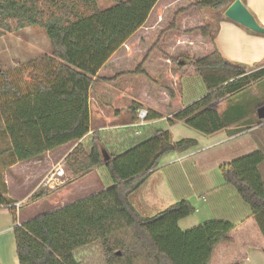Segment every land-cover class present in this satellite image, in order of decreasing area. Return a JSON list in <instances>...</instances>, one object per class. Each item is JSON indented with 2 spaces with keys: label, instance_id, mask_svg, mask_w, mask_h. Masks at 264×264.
<instances>
[{
  "label": "trees",
  "instance_id": "1",
  "mask_svg": "<svg viewBox=\"0 0 264 264\" xmlns=\"http://www.w3.org/2000/svg\"><path fill=\"white\" fill-rule=\"evenodd\" d=\"M157 1L118 0L109 9L99 10L95 0H0L2 29L9 31V22L15 23V31L39 28L51 49L50 56L0 72L1 129L9 139L7 153L17 162H27L84 139L89 132V92L96 83L115 85L124 76L146 77L150 57L166 55L160 39L175 28L180 14L194 9L221 12L234 0H192L175 9L155 43L150 46L149 39H143L149 47L134 70L120 61L112 77H100V69L145 24ZM195 30L206 39L211 26ZM188 65L198 73L206 93L168 121L206 136L239 121L236 108L225 121L221 104L264 80V68L247 73L229 64L215 48ZM148 98L142 91L139 99ZM138 109L135 104L133 114ZM156 118L151 113L147 120ZM256 122L264 130V119ZM197 145L193 139L172 142L171 133L165 130L119 154H108L99 133H92L88 144L78 143L65 158V165L73 177L103 167L111 185L15 226L18 264H210L216 247L228 241L234 224L212 220L182 231L179 221L194 212L188 201L170 205L152 217H141L128 199L164 157ZM263 161L264 154L255 151L222 164L218 171L248 207L264 240V182L259 172ZM0 207L9 209L15 223V211L1 194ZM88 250H94L97 259L94 255L78 259L79 252Z\"/></svg>",
  "mask_w": 264,
  "mask_h": 264
},
{
  "label": "crops",
  "instance_id": "2",
  "mask_svg": "<svg viewBox=\"0 0 264 264\" xmlns=\"http://www.w3.org/2000/svg\"><path fill=\"white\" fill-rule=\"evenodd\" d=\"M240 1L254 17L256 22L264 28V0ZM191 2L193 1L158 0L151 10L145 24L134 35H132L123 46L126 47L127 42L135 37L140 31H155V29L158 28L154 33H151V35L148 34L139 37V45L145 46L143 42L144 37H151L156 33L159 34L161 29H163L160 24L165 22L164 18L169 16L170 12H176L175 9L179 10ZM224 11L215 13L208 10L194 9L180 14L177 17L175 28L165 32L160 39L162 49L166 55L173 56V54H184V51L189 49L188 45L193 46V41H197V43L201 45L202 50H208L209 47L211 49L215 48L221 57L229 64L239 66L245 71H248V73L264 68V34L252 32L227 19L224 16ZM204 25L211 26L210 36L206 39L201 36L198 30L197 32H194V29ZM123 46L120 49H122ZM118 51H116L105 63L98 72V75L102 74L103 77L106 78L112 77L110 64L112 63L111 61H116L115 63L120 62L121 55L116 56ZM196 54H198V52L194 55ZM121 78L122 79L115 85L98 82L90 90L89 132L81 141L68 143L58 149L49 151L42 157L34 160L17 162L11 154L6 152L10 145L9 139L5 132L0 129V194L10 203V207L14 209L16 215V222L14 223L9 209L0 207V264H18L13 234L15 226H20L43 213L52 212L88 197L73 199L74 196L81 194L86 189L84 186L85 184L87 185L88 183H91V180L97 177L96 173L98 172L99 167L92 169L84 176L73 177L65 165V158L72 152L78 143L90 142L91 135L94 132H98L100 137L102 135L108 136L110 134L118 135L121 131L124 132L123 129L133 126L131 123L132 118L126 120L127 117H129L128 113L132 112L131 110L134 106V102L138 103L133 99V91L130 87L132 85V76ZM262 83H264L263 80L256 84L260 86ZM106 85H111L112 87H110V89L112 91L108 92L106 88H104ZM107 98L111 103H105ZM127 99L131 101L129 103V108L122 110L116 106V104L119 105ZM92 100L98 101L97 107L92 108ZM239 107L240 106H237L235 108L239 109ZM111 109L113 111L112 116L108 113ZM237 117L239 118L238 122L242 121L241 123H245V121H247L245 114L243 115L241 112ZM238 122L235 123V126L238 125ZM1 123V126H3V120ZM176 124L177 123H173L172 125L169 124L168 131L170 133ZM230 126L232 127L233 124ZM232 129L233 128L226 127L213 135H209L210 137L219 136L215 140L207 142L204 151L202 150L203 147L201 148L197 141L198 145L196 148L182 154L173 153L170 155V160L168 159V162L160 165L161 161L167 159V157H164L160 161L158 169L175 164H170L174 159V156H177V160L181 161V163L188 159H194L195 162H193V168L199 173L196 180L199 187L202 186L205 189L207 188L211 192L209 194H212L217 198L218 201H215L218 204L217 207L225 204L226 200L224 198L217 197V190L220 187H224L222 189H228L229 187L224 186L226 184L222 182L221 177L220 182L218 181V177H215V179L213 177H207L205 174L206 168H204L205 166H201V160L206 163L208 160L209 164L214 161L213 167H218L219 169L222 164L255 151H259L258 149L264 154L263 131L262 134L257 128H252L249 131L252 134H248L251 136H247V139H241L244 133L234 134ZM230 132L233 134H230ZM223 133H225V136L222 135ZM171 136L173 138L172 133ZM236 139H239L238 142H236ZM5 142L8 143V146L7 144L5 145ZM251 148H255V151H248L249 149L251 150ZM105 149L108 150L107 146H105ZM56 167L63 170L64 180L60 181V178L55 177L54 182L50 183L48 186L45 185L44 182L47 176ZM47 170L49 172L46 173ZM259 172L264 182V161L259 166ZM193 175L195 176V174L192 173V176ZM107 181L108 183L104 189L110 186L108 185L110 184V181ZM40 189L43 190L44 193ZM104 189L102 188L97 192ZM129 197L128 199H130ZM71 198L72 201H69ZM198 200L203 202L205 201V197L202 196L201 200ZM129 202L131 203L130 200ZM136 202L142 206L141 208L143 210L148 208L147 204L142 205L139 197H136L135 203ZM131 205L136 209L132 203ZM227 210L230 211V209ZM232 214H234V212H232ZM224 219L227 220L226 218ZM233 224L235 228L228 234V241L221 243L216 247L210 264H218L217 259L215 258L218 250L221 251L222 257L226 256L227 259H230V263L228 264H264V240H262L263 238H261L262 236L259 229L250 215L249 217L247 216L241 221ZM253 236H255L256 239H254Z\"/></svg>",
  "mask_w": 264,
  "mask_h": 264
},
{
  "label": "rangeland",
  "instance_id": "3",
  "mask_svg": "<svg viewBox=\"0 0 264 264\" xmlns=\"http://www.w3.org/2000/svg\"><path fill=\"white\" fill-rule=\"evenodd\" d=\"M115 2L116 0H95L96 6L99 10L109 9L115 4ZM170 15L169 17L166 16L164 18L165 22H162L160 24L161 28L168 27L172 20V12ZM9 26V31H5L0 27L1 72L8 71L15 68L16 66L42 58L44 56L51 55L49 41L41 29L27 28L22 31H15L14 22H9ZM157 29L158 28H156L155 31ZM155 31H140L135 35V37L127 42L126 47L123 46V48L117 52L116 56L121 55V58L123 59L120 58V61H123L126 64L125 68L131 67L128 69L134 70L148 50V48L146 47L148 45H139V37L146 36L148 34L151 35V33H154ZM195 31L197 32V30L194 29V32ZM156 36L157 33L151 37H144V39H149V44L151 46L153 43H155ZM193 42L194 45H188L189 49L184 51V54H173V56L171 57L161 53L152 55L150 57V60L147 62V67L145 69L146 77L132 76V85L130 87L133 91V99L138 102H134V105H139V109L146 110L148 114H156L157 118L154 120H147V123L145 125H141V127L130 126L128 128H125L123 129L124 132L121 131V133L118 135H102V142L104 146H107L108 148V150L105 149V152H107L108 154H119L132 145L150 138L151 135H153L156 131H168V120L172 119L173 113H176L183 107L199 100L206 93L205 87L198 73L193 70V68H191L188 63L189 61H193L210 54L213 48L211 49L209 47L208 50H202L201 45L197 43V41ZM197 52L198 54L194 55ZM177 60H179V63H177ZM111 62V64H109L110 70L112 72L111 76H113L118 62ZM184 63L186 64L185 66H183ZM246 72L248 73V71ZM99 76L103 77L102 74H99ZM121 79L122 78H120L119 81ZM110 87L112 86L106 85L104 88H106V90L110 92L112 91ZM142 91L143 94L146 92L149 95V98L147 100L139 99L142 95ZM170 92H172L173 94L172 98L170 97ZM130 102L131 101L127 99L125 102L119 105L116 104V106L122 110H125L130 107ZM262 102H264V83L260 84V86L258 84H254L250 88H248V90H244L243 92L231 97L226 102L221 104L219 106V110L220 112L223 111L221 114L224 119L231 118L230 114L232 113L233 109H235V107L237 106H240L238 110H240L241 113L245 114L247 121H245V123H241V121L238 122V125L235 126V124H233L232 127H229L233 128L232 132L234 134L244 133L241 139H247V136H251L248 134H252L249 132L252 128H257L261 131L260 133H262V131L264 132L262 127L256 122L258 110L260 108H264H257V106ZM105 103H111V101H109L107 98L105 100ZM91 105L92 108L97 107L98 101L92 100ZM137 111L135 112V114H133V111L131 112L132 114L128 113L129 117H127L126 119L129 120L132 118L131 123L133 125L138 124ZM108 113L112 116V109L109 110ZM1 122L2 118L0 116V129L2 128ZM232 132H230V134H233ZM171 133L173 135L172 141L177 142L182 139H193L199 142L200 147H203V151L205 150L204 147L206 146L207 142L215 140L219 136H206L191 128L186 127L182 123H177L172 129ZM222 135L225 136V133H223ZM238 140L239 139H236V142H238ZM6 144L8 146V143L5 142V145ZM83 144L88 143L86 142ZM258 150L260 151V149ZM248 151H255V148H251V150L249 149ZM170 155L166 156L167 159L161 161L160 165L168 162ZM173 158L174 159L170 162V164H175L168 167L164 166L162 168L160 166L161 169H158L156 172L151 174L137 191L129 195V200L136 207L141 217H152L157 213L162 212L170 205H173L182 200L188 201L194 209L192 215L182 219L178 224L180 230L182 231H186L212 220H224L233 224L235 222L237 223L241 221L247 216L249 217L250 211L248 207L243 204L236 191L232 187L223 184L224 186H228L229 188L222 189L224 187H220L217 190V197L224 198L226 200L225 204L217 207L218 204L215 202L218 201L217 198L214 197V195L209 194L211 192L207 188L205 189L202 186H200V188L199 184H197L196 182L199 173L195 168H193V162H195V160L188 159L181 163V161L177 160V156H174ZM213 163L214 161L209 164L208 160L207 163L201 160V166H205L204 168H206V176L213 177L214 179L215 177H218V181L220 182L218 167H213ZM47 172L49 171L47 170L46 173ZM192 173L195 174V176H192ZM96 176L97 177L91 180V183L87 182L88 184L84 185L86 189L81 194L74 196L73 199L95 194L100 189H104L106 187L108 183L107 180L110 181L103 167H99ZM59 178L60 181L64 180L63 176H60ZM108 185H111V183ZM41 191L44 193L43 190ZM202 196L205 197V201L203 202L198 200H201ZM136 197H139L142 205L147 204L148 208L143 210L141 208L142 206H140L137 202L135 203ZM69 201H72V198ZM227 209H230V211H228ZM232 212H234L235 215L232 214ZM224 218H226L227 220H225ZM253 237L254 239H256L255 236ZM93 253H95L94 250L93 252H91L90 250L83 251L79 252L77 254V257L78 259L82 260V258H90L94 255L97 259V254ZM215 258L217 259L218 264L230 263V259H227L226 256H221L220 250L216 252Z\"/></svg>",
  "mask_w": 264,
  "mask_h": 264
},
{
  "label": "water",
  "instance_id": "4",
  "mask_svg": "<svg viewBox=\"0 0 264 264\" xmlns=\"http://www.w3.org/2000/svg\"><path fill=\"white\" fill-rule=\"evenodd\" d=\"M224 16L252 32L264 34V28L256 22L240 0H234L224 11ZM257 118L259 120L264 119V108L258 110Z\"/></svg>",
  "mask_w": 264,
  "mask_h": 264
},
{
  "label": "built area",
  "instance_id": "5",
  "mask_svg": "<svg viewBox=\"0 0 264 264\" xmlns=\"http://www.w3.org/2000/svg\"><path fill=\"white\" fill-rule=\"evenodd\" d=\"M147 118H148V113L146 110L139 109L137 111V119H138V124H135L131 127H141V125H145L147 123ZM63 170H61L59 167H56L46 178L44 184L49 185L50 183L54 182L55 177H60L63 176Z\"/></svg>",
  "mask_w": 264,
  "mask_h": 264
}]
</instances>
